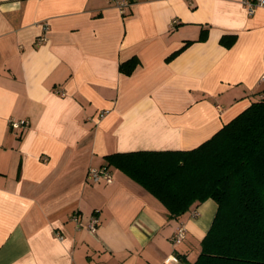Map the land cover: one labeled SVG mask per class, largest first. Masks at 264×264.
<instances>
[{
  "label": "crops",
  "instance_id": "crops-1",
  "mask_svg": "<svg viewBox=\"0 0 264 264\" xmlns=\"http://www.w3.org/2000/svg\"><path fill=\"white\" fill-rule=\"evenodd\" d=\"M132 56L134 71L120 72ZM262 97L264 6L0 0V264L193 261L214 200L169 217L121 170L110 166L108 183L87 172L115 152L196 147Z\"/></svg>",
  "mask_w": 264,
  "mask_h": 264
},
{
  "label": "trees",
  "instance_id": "trees-1",
  "mask_svg": "<svg viewBox=\"0 0 264 264\" xmlns=\"http://www.w3.org/2000/svg\"><path fill=\"white\" fill-rule=\"evenodd\" d=\"M234 40L221 38L226 45ZM139 63L132 56L119 70L129 75ZM104 165L140 184L169 217L183 215L195 202L215 201L211 225L188 264H264V97L196 147L115 152Z\"/></svg>",
  "mask_w": 264,
  "mask_h": 264
},
{
  "label": "built area",
  "instance_id": "built-area-1",
  "mask_svg": "<svg viewBox=\"0 0 264 264\" xmlns=\"http://www.w3.org/2000/svg\"><path fill=\"white\" fill-rule=\"evenodd\" d=\"M242 4L244 8L247 10L249 14L253 13L255 8L264 6V0H242ZM124 4L119 5V7L122 9ZM123 11V10H122ZM104 112L99 111L98 116H103ZM25 120H12L10 122V125L13 128H20L21 126L25 125ZM87 179L92 182H98L100 180H105L107 183L112 182L113 175L110 167L102 165L100 167H91L89 168L87 175ZM72 220L77 224V226H81L79 217L77 215L72 216ZM99 224V218L97 216H92L89 222L87 223L86 227L89 231L95 232L97 229V226ZM186 236L185 227L179 226L176 230V232L172 236V241L174 243L180 242L184 237ZM166 262H163L165 264Z\"/></svg>",
  "mask_w": 264,
  "mask_h": 264
}]
</instances>
